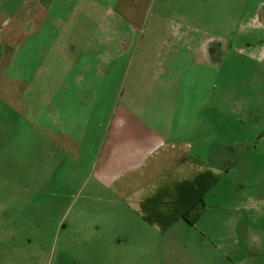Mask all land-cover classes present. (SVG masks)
<instances>
[{
    "label": "crops",
    "instance_id": "0c3cea01",
    "mask_svg": "<svg viewBox=\"0 0 264 264\" xmlns=\"http://www.w3.org/2000/svg\"><path fill=\"white\" fill-rule=\"evenodd\" d=\"M20 1L0 19V98L21 95L8 70L22 59L20 49L31 39L39 46L46 42L52 51L48 61L56 72H49V79L59 83L55 90L75 87L85 93L100 90L99 80L117 81V94H126L128 104H117L101 141L90 173L97 188L113 193L118 208L141 216V201L168 175L179 181L203 171L218 176L193 226L233 264H264V247L250 244L257 240L251 231L264 227V0ZM94 16L92 32L101 38L84 39L83 45L84 18ZM43 33L48 37L40 41ZM77 44L92 64L66 53ZM233 63L239 71L236 82ZM18 70L23 72L21 65ZM235 130L244 133V141L234 142ZM60 135L55 142L64 149L76 144L71 139L66 145L68 136ZM234 144L244 146L242 153L234 152ZM100 221L75 224L76 234L70 235L71 228L62 235L56 264L75 262L74 242L115 255L121 239H99V225L109 220ZM113 221L121 225L125 220ZM178 222L165 233L147 224L166 237ZM139 229L147 233L144 237L157 238L155 231ZM22 237L0 232V264H10L12 257L13 264H40L35 251L8 254L9 241Z\"/></svg>",
    "mask_w": 264,
    "mask_h": 264
},
{
    "label": "rangeland",
    "instance_id": "374dc122",
    "mask_svg": "<svg viewBox=\"0 0 264 264\" xmlns=\"http://www.w3.org/2000/svg\"><path fill=\"white\" fill-rule=\"evenodd\" d=\"M21 5L20 0H0V19L5 20L4 12ZM84 19L88 20V26L86 32L79 34L82 42L87 38L98 41L101 35L92 32L96 17ZM174 21L181 22L179 18ZM47 37L41 34L40 41ZM30 41L20 49L22 59H16L8 70V77L19 85L21 95L0 98V221H8L5 226L0 224V232L23 235V240L9 241L8 254L25 256L35 251L39 253L40 264H56L62 255L60 239L71 228L70 235L76 234L73 230L79 225L75 224L109 220L107 225L97 226L102 233L99 239H115V242L121 239L115 255L85 247L82 250L74 242L72 252L76 260L72 264H233L197 227L179 220L164 237L134 210L118 208L113 193L97 188L90 176L93 163L117 104H128L127 96H118L115 80L104 83L99 80L96 85L100 90L85 93L75 87L55 90L59 83L49 79V72H56L48 61L52 51L46 42L39 46L38 42ZM77 47L78 44L66 53L81 59L82 64H92L86 58L91 55L83 54ZM20 65L22 73L18 70ZM227 65L228 61L222 66L221 76L228 70ZM231 72L236 82L239 71L234 63ZM204 82L207 85L208 79ZM65 83L71 82H62ZM143 98L141 95L138 99ZM60 134L68 136L66 145L71 139L76 144L64 149L55 142L56 137L61 138ZM243 137L241 130H235L234 142L240 138L244 141ZM243 147L234 144V152L242 153ZM113 220L125 221L116 225ZM139 226H145L147 232L155 231L157 238L144 237L147 233ZM130 229L135 232L131 233ZM253 232L258 241H253L254 237L250 244L254 249L259 245L264 247V227H256ZM39 234L44 238L37 239ZM15 245L19 246L18 251L12 249ZM13 262L12 257L10 264Z\"/></svg>",
    "mask_w": 264,
    "mask_h": 264
},
{
    "label": "trees",
    "instance_id": "16d2710c",
    "mask_svg": "<svg viewBox=\"0 0 264 264\" xmlns=\"http://www.w3.org/2000/svg\"><path fill=\"white\" fill-rule=\"evenodd\" d=\"M218 179L207 171L182 181L168 175L141 201L139 212L142 219L157 226L162 233L180 219L193 225L205 207L204 196Z\"/></svg>",
    "mask_w": 264,
    "mask_h": 264
}]
</instances>
